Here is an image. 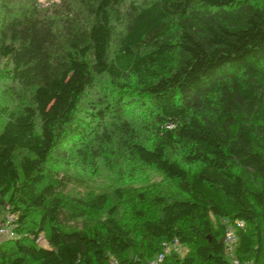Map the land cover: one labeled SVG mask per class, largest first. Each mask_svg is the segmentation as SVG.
I'll list each match as a JSON object with an SVG mask.
<instances>
[{
    "label": "trees",
    "instance_id": "obj_1",
    "mask_svg": "<svg viewBox=\"0 0 264 264\" xmlns=\"http://www.w3.org/2000/svg\"><path fill=\"white\" fill-rule=\"evenodd\" d=\"M80 1L93 21L69 20L62 57L36 11L0 19V81L22 99L0 109V217L17 234L0 264H145L175 239L190 252L166 264H230L225 221L244 223L237 256L264 264V0L132 6L115 50L124 0ZM55 161L163 185L98 195L85 205L104 219L72 230Z\"/></svg>",
    "mask_w": 264,
    "mask_h": 264
},
{
    "label": "rangeland",
    "instance_id": "obj_2",
    "mask_svg": "<svg viewBox=\"0 0 264 264\" xmlns=\"http://www.w3.org/2000/svg\"><path fill=\"white\" fill-rule=\"evenodd\" d=\"M152 1L153 0L123 1L119 7L118 18L113 19V24L116 28V35L113 43L114 50L117 49L120 40L126 33V27L133 8L132 6L141 8L149 5ZM2 7L10 9L14 13L4 12ZM25 10L36 11L37 17L54 27L57 41L53 46L52 52L58 57H62V53L67 51V23L69 20L72 18L77 19L78 23L76 25L79 27H86V25L93 21V16L80 0H0V19L3 18V16L5 17V15L7 18L22 15ZM0 68L3 73H8L9 67L5 62L0 65ZM2 77L5 78V76ZM4 78L0 81V109L5 107L13 108L17 106L19 102H22V99L19 101V98L13 94L12 89L14 84L10 80H5ZM102 83L104 84L105 81ZM50 169L53 179L64 183L63 187L60 189V195L63 197L66 204L65 211L67 215L65 219L68 220L67 227L72 230L92 227L104 219L105 214L90 210L85 205L86 202L98 195H110L117 188H134L146 191L161 188L163 185L162 175L153 170L147 171L146 176L134 182L118 183L104 168H100L96 173H92L91 170L84 171L64 161H55L50 165ZM188 170L194 171V168L188 167ZM0 219V221L3 220L5 223L10 222V224L13 225L12 221H14L15 217L9 213V208H6V210H3ZM34 219L35 222H38L36 217H34ZM212 220L215 231H217L219 229V223L214 218H212ZM16 237L17 234L14 232V235L2 239V241L12 240ZM40 238L41 242L38 245L45 246L44 235L41 234ZM172 251L171 253L177 255L179 260H183L190 252L188 248L181 246L173 247ZM170 264H174V262L172 261Z\"/></svg>",
    "mask_w": 264,
    "mask_h": 264
},
{
    "label": "built area",
    "instance_id": "obj_3",
    "mask_svg": "<svg viewBox=\"0 0 264 264\" xmlns=\"http://www.w3.org/2000/svg\"><path fill=\"white\" fill-rule=\"evenodd\" d=\"M13 223V221H12ZM225 224V234H224V249L225 256L230 262V264H254L252 261H242L237 256V244L238 237L236 234V227L243 228L244 223L237 221L235 225L229 224L226 221ZM14 224H10V222L5 223L3 220L0 221V241L2 239H6L7 237L14 235ZM41 238L39 237L36 240L37 244H40ZM179 246V241L175 239L173 243L163 242L161 252L150 262L145 264H166L167 256L171 253L173 247ZM110 264H119L116 260H112Z\"/></svg>",
    "mask_w": 264,
    "mask_h": 264
}]
</instances>
